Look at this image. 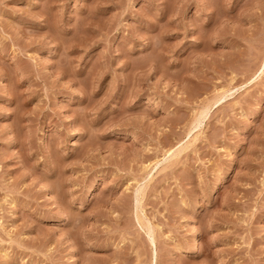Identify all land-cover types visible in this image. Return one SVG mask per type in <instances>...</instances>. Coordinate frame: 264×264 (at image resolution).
<instances>
[{"label":"rangeland","instance_id":"374dc122","mask_svg":"<svg viewBox=\"0 0 264 264\" xmlns=\"http://www.w3.org/2000/svg\"><path fill=\"white\" fill-rule=\"evenodd\" d=\"M0 264H264V0H0Z\"/></svg>","mask_w":264,"mask_h":264},{"label":"bare ground","instance_id":"6f19581e","mask_svg":"<svg viewBox=\"0 0 264 264\" xmlns=\"http://www.w3.org/2000/svg\"><path fill=\"white\" fill-rule=\"evenodd\" d=\"M206 111V110H205ZM203 113V112H202ZM200 117V116H199ZM201 123V122H200ZM192 245L195 247L197 245L196 236L194 237Z\"/></svg>","mask_w":264,"mask_h":264}]
</instances>
